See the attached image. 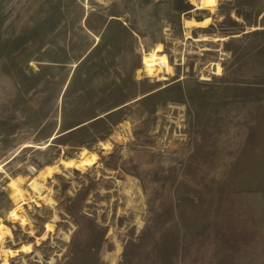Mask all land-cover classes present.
<instances>
[{
	"label": "rangeland",
	"instance_id": "374dc122",
	"mask_svg": "<svg viewBox=\"0 0 264 264\" xmlns=\"http://www.w3.org/2000/svg\"><path fill=\"white\" fill-rule=\"evenodd\" d=\"M0 264H264V0H0Z\"/></svg>",
	"mask_w": 264,
	"mask_h": 264
},
{
	"label": "bare ground",
	"instance_id": "6f19581e",
	"mask_svg": "<svg viewBox=\"0 0 264 264\" xmlns=\"http://www.w3.org/2000/svg\"><path fill=\"white\" fill-rule=\"evenodd\" d=\"M147 67H150L149 64H146ZM149 71V70H148ZM151 71V70H150ZM151 74V73H150Z\"/></svg>",
	"mask_w": 264,
	"mask_h": 264
}]
</instances>
